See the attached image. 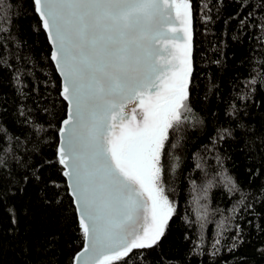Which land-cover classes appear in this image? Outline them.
Returning <instances> with one entry per match:
<instances>
[{
    "label": "trees",
    "instance_id": "1",
    "mask_svg": "<svg viewBox=\"0 0 264 264\" xmlns=\"http://www.w3.org/2000/svg\"><path fill=\"white\" fill-rule=\"evenodd\" d=\"M246 3L253 5V18L241 31L237 14L245 10L236 0H193L195 78L187 101L192 111L172 133L164 158L166 187L173 189L168 194L177 215L162 248L146 253L144 264H264V37L252 26L264 16L260 0ZM205 12L211 17L207 22ZM0 18L5 29L0 31V264H70L82 240L60 166H53L57 128L67 110L59 95L60 77L47 59L50 46L44 34L34 30L37 17L30 0H0ZM253 78L255 85L249 84ZM242 95L251 98L243 100ZM233 106L239 120L228 115ZM238 123L244 127H236ZM37 124L43 128L39 134ZM222 127L233 128L236 136L214 146ZM175 156L179 167L172 173ZM221 172L233 177L239 191L228 192ZM209 182L212 187L203 199ZM57 192L60 204L46 205L45 196L51 199ZM234 206L235 218L230 211ZM9 209L16 210L18 224L11 223ZM221 220L227 229L239 224L243 242L229 251L235 232L225 230L213 257ZM52 233L57 243L50 247ZM196 244L203 254L195 251Z\"/></svg>",
    "mask_w": 264,
    "mask_h": 264
},
{
    "label": "snow or ice",
    "instance_id": "2",
    "mask_svg": "<svg viewBox=\"0 0 264 264\" xmlns=\"http://www.w3.org/2000/svg\"><path fill=\"white\" fill-rule=\"evenodd\" d=\"M260 2L264 16V0ZM30 3L37 17L34 30L42 32L50 46L47 59L59 74V95L67 105L57 128L53 166H60L82 240L70 264H144L146 253L162 248L177 215V205L168 194L173 189L166 187L169 169L164 158L172 133L188 121L186 113L192 111L187 101L195 78L189 38L195 19L193 0ZM236 3L245 10L237 14L243 31L253 18V5L246 0ZM204 15L206 22L211 20L208 12ZM252 26L264 37V19ZM256 83L255 78L249 81ZM228 115L239 120L235 106ZM34 127L37 134L43 130L41 125ZM235 136L233 128H219L213 145ZM179 159L173 157L172 173ZM216 160L222 167V157L217 155ZM220 176L229 193L239 191L232 176L226 172ZM211 187L209 182L203 189V199ZM244 196L241 193L239 205L244 204ZM44 202L59 205V192L51 199L45 196ZM203 207L206 216L207 206ZM237 210L238 206L230 210L233 218ZM9 213L11 223L18 224L16 210ZM197 218L202 219L200 213ZM225 230L235 232L229 251L243 242L240 225L227 229L221 220L210 252L213 257L220 252L217 246ZM55 236L47 238L50 247L57 243ZM200 249L201 244H196L195 251L203 254Z\"/></svg>",
    "mask_w": 264,
    "mask_h": 264
},
{
    "label": "water",
    "instance_id": "3",
    "mask_svg": "<svg viewBox=\"0 0 264 264\" xmlns=\"http://www.w3.org/2000/svg\"><path fill=\"white\" fill-rule=\"evenodd\" d=\"M192 28V25H191V27H190V36H189V38H190V40L191 41H193V30L191 29ZM176 43H179V41H176ZM67 111V110H66ZM65 111V112H66ZM59 138V137H58ZM58 143H59V140H58Z\"/></svg>",
    "mask_w": 264,
    "mask_h": 264
}]
</instances>
